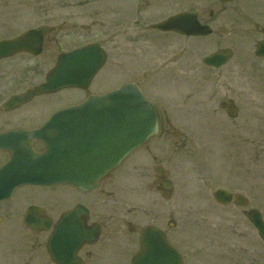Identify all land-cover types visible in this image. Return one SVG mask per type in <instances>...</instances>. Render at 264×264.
Wrapping results in <instances>:
<instances>
[{
	"label": "flooded vegetation",
	"instance_id": "obj_1",
	"mask_svg": "<svg viewBox=\"0 0 264 264\" xmlns=\"http://www.w3.org/2000/svg\"><path fill=\"white\" fill-rule=\"evenodd\" d=\"M80 3L71 7L81 8ZM217 6L222 8V11L230 9V22H226L225 18L221 21L210 10L206 16H198V19L200 23L208 25L212 32L205 37L184 38H207L212 42L213 48L208 54L228 48L232 50V58L235 55L234 47L238 39L246 38L250 40L249 44H252L253 59L264 61V57H257L254 54L257 43L264 41V0H231L229 2L217 0ZM65 7L66 5L56 4V2L44 4L33 0L30 3L28 0H0V40L16 38L28 28L36 27H25L23 22L28 18L27 16L22 17L24 13L31 14L40 20L52 21V24H41L47 25L50 30L43 34L42 50L38 55L22 51L0 59V114L2 116L16 111L13 119L8 120L7 118L6 124L3 123L5 125L0 127V132L37 128L54 112L77 104L91 95L90 86L85 89L66 88L56 93L35 96L29 102L11 110L1 108L2 103L11 96L22 94L42 82L47 72L54 67L58 55L91 42L92 24L95 21L87 23L88 17L82 10H73L69 23L59 22L53 25L55 20L60 19L61 9ZM137 7L136 11L143 19V24L140 19L136 20L138 28L136 35L141 34L145 39L147 35L150 36L151 24L157 21L152 18L151 9L146 13L147 15L143 16L141 5ZM141 25H143L142 28ZM79 37L83 40L77 43ZM205 55L200 59L201 65L199 68L196 67L195 71L209 73L213 78V96L210 100L213 101L214 107L211 108L212 112L208 111V113L212 116L222 114L226 116L219 118L224 123L222 125L219 122L216 129L220 132L217 133L219 142L222 139L224 145L230 146L231 136L234 138L236 135V138L242 141L244 149L241 152L244 154L246 150H250L249 142L252 131L242 126L236 127L234 133H228L233 127L227 125V120L238 118L246 121L251 117L263 120L262 95L258 96V93H254L252 86L247 83H245L247 86H240V95H238L237 91L232 90V85L228 81L231 78L230 75L226 76L221 70L232 58L223 66L215 68L202 63ZM253 61L250 63L252 64ZM201 78L203 82L207 81L203 80L205 77L202 75L199 79ZM222 80H226L228 84ZM62 92L68 95L63 105L58 96ZM242 96L244 97L243 104L237 108L235 104L239 103H236L235 99L240 101ZM51 98L52 102H50ZM189 98L186 96V100ZM28 104L34 105V110ZM155 105L160 119H165L168 128L164 129L161 125L160 134L138 150H142L139 157L142 160L135 163V167L142 177L140 183L145 184L148 189L155 187L161 195H164L172 191V187L164 188L165 182L168 180L171 182L165 163L172 157V138L181 137L186 156H189L191 152L194 153V157H199L202 151L193 150L194 144L190 145L189 133L182 135L177 133L170 125L168 115L166 117L160 115V113L165 115L166 111H160L156 103ZM196 107L200 110L201 103L196 102L194 106L190 103L188 108L185 106L186 120L190 118L187 114H201V112L197 113ZM205 118L207 117H201V115L198 117V119ZM191 123L186 124L190 126ZM196 132L200 134L199 131ZM262 133H264L263 127L260 135ZM256 135H258V130ZM158 139L160 142L153 149V141ZM32 147L35 151H41L44 145L41 141H33ZM0 154L5 156L0 162L9 157L6 152L0 151ZM145 159L151 162L152 171L142 170L140 172L142 164L146 162ZM125 180L126 177L109 176L95 191H82L70 185H24L17 188L8 199L0 201V233L2 235L5 233V238L0 239V264H134L135 256L142 250V232L149 227L159 229L165 237L162 241H152L153 246L158 244L165 246L160 249L151 248L154 256L159 252L164 258L161 264H168L167 254L172 256V250L168 251L167 247L175 249L180 255L182 264H264V256L259 257L252 254L253 250H250V247L258 246L259 241L262 242L248 219V213L251 210L221 209L229 214H217L218 223L202 216L209 230L203 233V239L196 240V242L191 241L189 246L188 241L173 239L170 230L157 224L154 213H152L154 218L146 216L148 220L140 224V207L135 205L139 204V200L136 198L133 202L130 197L125 195L122 197V190L133 194L136 193L135 189L140 190V184L139 187H135ZM26 189L28 190L23 191ZM227 190L231 191L229 188ZM232 194L234 196V193ZM31 207L35 208L32 214L35 224L25 222L27 212ZM211 215L213 214L208 216ZM248 227L255 234V240L249 239L250 229ZM52 234L57 244L54 247L55 258H52L48 251V242ZM82 237L87 239L80 240ZM62 238L69 240L72 244L59 245ZM248 252H250L249 255ZM233 253L237 256H233Z\"/></svg>",
	"mask_w": 264,
	"mask_h": 264
},
{
	"label": "rangeland",
	"instance_id": "obj_2",
	"mask_svg": "<svg viewBox=\"0 0 264 264\" xmlns=\"http://www.w3.org/2000/svg\"><path fill=\"white\" fill-rule=\"evenodd\" d=\"M28 1L30 3L32 0ZM33 1L66 5L61 9L60 19L55 20L53 25L59 22L69 23L73 10H82L88 17L87 23L95 21L92 24V38L103 44L107 59L94 77L89 87L90 92L102 93L125 82H137L146 96L157 104L159 110L166 111L165 115L161 113L160 115L162 117L168 115L174 130L180 135L189 133L190 145L194 144L193 150L202 151L199 157H194V153L191 152L189 156H186L181 137L172 138V157L165 163L172 181V191L168 198L162 197L155 187L148 189L145 184L140 183L142 177L136 171L135 163L142 160L139 159L142 150L132 154L124 165L114 172L111 176L113 178L126 177L125 182L135 187H139L140 184V190L135 189L136 193L131 194L122 190V197L123 195L130 197L133 202L136 198L139 200V204L135 205L140 207V224L148 220L146 216L152 218L156 216V223L170 230L173 239L188 241L189 245L191 241L196 242V240L203 239V233L209 230L202 216L218 223L217 214H229L221 209H255L264 219V133L260 135L262 127L264 128V119L251 117L246 121L238 118L227 120V125L233 127L228 133H234L236 127L243 126L251 129L250 150H246L244 154L241 152L244 149L242 141L237 139L236 135L234 138L231 136L230 146L224 145L222 139L219 143L217 133L220 132L216 130V122H221L223 125L224 122L219 118L226 116L225 114L212 116L208 113V111L212 112L211 108L214 107L213 101L210 100L213 96V78L209 73L195 71L196 67L199 68L201 65L202 56L213 50L212 42L207 38L186 39L175 34L166 36L156 32L150 36L147 35L145 39L141 34L136 35L138 30L136 20L140 19L141 23L143 21L136 11L139 4L142 7L141 15L144 16L151 9L152 18L156 21L180 10L195 11L199 17L206 16L212 10L218 19L222 21V18H225L226 22H230L229 8L222 11V8L217 6V0ZM79 3L82 5L81 8L71 7ZM122 12L123 15H121ZM24 14L22 17L27 16L28 18L23 22L25 27L52 24V21L40 20L31 14ZM80 41H82L81 37L78 38L77 43ZM249 43H251L249 39H238L234 47V57L221 70L226 76L230 75L231 78L228 81L232 85V90L237 91L238 95H240V86H247L245 84L247 83L252 86L254 93H258V96L262 95L264 101V61L253 59L252 44ZM251 61H253L252 64ZM201 75L205 77L203 80L207 81L203 82L202 78L200 80ZM222 81L228 84L226 80ZM60 95L58 96L63 105L68 95L64 92ZM186 96L190 98L186 100ZM235 101L239 103L235 104L237 108L241 107L244 97L242 96L240 101L238 99ZM196 102L201 103L200 110L196 107L197 113L201 112V117L207 118L198 119L200 115L187 114L190 118L186 120L185 109L190 103L194 106ZM29 106L34 107V105ZM15 112L2 116L0 114V127L6 124L7 118L8 120L13 119ZM162 121L163 128H167L165 119L162 118ZM186 123L191 124L189 126ZM257 130L258 135H256ZM159 142L160 139L153 141L152 148L154 149ZM4 158V154H0V161ZM142 170L152 171L149 160L142 164L140 172ZM217 188H229L233 193L243 195L246 199V206L217 203L212 195ZM210 214L213 215L208 216ZM249 233V239L255 240L256 236L251 229ZM4 238L5 233L4 235L0 233V239ZM250 250H253L252 254L263 257V242L259 241L258 246L250 247ZM233 256L237 255L233 253Z\"/></svg>",
	"mask_w": 264,
	"mask_h": 264
},
{
	"label": "water",
	"instance_id": "obj_3",
	"mask_svg": "<svg viewBox=\"0 0 264 264\" xmlns=\"http://www.w3.org/2000/svg\"><path fill=\"white\" fill-rule=\"evenodd\" d=\"M155 27L188 35L209 32L197 23L193 14L188 13L169 17ZM40 31L29 30L20 38L0 42V57L18 49L38 53ZM228 56V52L222 51L204 59V62L219 65ZM104 60L105 54L98 44L63 54L46 82L32 92L12 98L7 107L63 87H84ZM157 133L158 119L154 107L134 83L124 84L100 96H90L79 105L56 113L37 130L0 134V149L7 150L11 155L9 161L0 167V199L8 197L16 186L24 183H70L84 190L94 189L127 155ZM34 139L44 141L45 150L42 153L32 151L30 144ZM215 197L226 203L231 196L218 191ZM236 202L244 204L241 197ZM249 218L264 240V223L259 213L251 212ZM153 240L162 241L164 236L158 230L147 229L141 239L143 249L135 257L134 264H161L164 258L159 252L154 256L151 248L165 246H153ZM51 243L53 253L57 244L54 245L53 240ZM69 244L72 243L63 238L59 242V245ZM167 250L173 251L171 257L167 254V263L180 264L177 253L170 247Z\"/></svg>",
	"mask_w": 264,
	"mask_h": 264
}]
</instances>
